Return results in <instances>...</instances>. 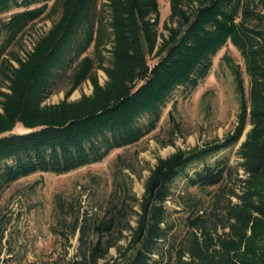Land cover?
<instances>
[{
  "label": "trees",
  "instance_id": "trees-1",
  "mask_svg": "<svg viewBox=\"0 0 264 264\" xmlns=\"http://www.w3.org/2000/svg\"><path fill=\"white\" fill-rule=\"evenodd\" d=\"M162 1L0 0V15L24 7L0 20V196L21 178L66 174L137 144L156 129L174 90L196 88L228 45L249 78L246 93L242 67L225 52L240 112L223 139L177 148L141 172L118 156L111 191L89 210L80 197L56 195L51 230L64 255L45 264H264V0H167L161 31ZM57 12L25 56L10 50L30 23ZM63 75L65 99L43 104ZM85 82L92 94L69 100ZM247 125L233 165L225 151ZM145 170L139 197L133 176ZM9 223L0 219V264L9 261Z\"/></svg>",
  "mask_w": 264,
  "mask_h": 264
},
{
  "label": "rangeland",
  "instance_id": "rangeland-1",
  "mask_svg": "<svg viewBox=\"0 0 264 264\" xmlns=\"http://www.w3.org/2000/svg\"><path fill=\"white\" fill-rule=\"evenodd\" d=\"M100 2L103 3L105 0ZM160 5L162 31V23L167 20L169 14L168 1L164 0ZM35 6L36 4L31 7ZM23 9L24 7L13 8L1 14L0 20L7 21L12 14ZM59 16L60 13L57 12L48 19L42 17L30 23L20 40L14 43L10 50L25 56L27 51L32 50L36 40L51 28ZM3 40L4 37L0 36V44ZM92 51L93 48H90L88 53ZM225 52H228L242 67L246 93H248L249 78L244 70L243 60L239 52L232 45H228L213 58L209 74L198 83L196 88L188 91L181 86L174 90L161 110L156 129L137 144L113 150L103 160L66 174L39 172L21 178L7 187L0 196V219L10 222L6 238L7 249L3 256L9 260L8 264H45L53 258L64 255L61 239L51 230L56 222V195L60 194L66 201L80 197L84 210L91 209L93 205L104 200L111 191L113 169L118 156L132 162L141 172L147 164L153 166L157 157H167L177 148L187 149L204 145L216 139H223L234 132L238 126L240 108L233 76L227 65L222 62ZM98 74L100 82L104 84L107 76L102 71ZM2 83L0 75V86ZM69 85L68 75H63L43 104H55L64 100ZM2 90L5 91L6 88ZM92 91V85L85 82L69 100H77L83 94L90 95ZM0 111H2L1 107ZM176 122L178 128L173 126ZM249 129L250 125H247L239 143L225 151L233 165L240 162L236 152ZM23 130L20 126L15 129L16 132ZM170 139L174 140V144L162 147L161 144ZM148 174L149 172L145 170L142 179L133 176L134 191L139 197L143 195V184ZM167 206L172 210L175 208L172 202H168ZM72 244L68 258L76 251L78 236L73 238ZM111 254L116 256V251L112 250Z\"/></svg>",
  "mask_w": 264,
  "mask_h": 264
}]
</instances>
